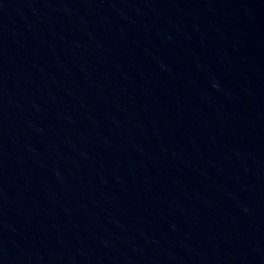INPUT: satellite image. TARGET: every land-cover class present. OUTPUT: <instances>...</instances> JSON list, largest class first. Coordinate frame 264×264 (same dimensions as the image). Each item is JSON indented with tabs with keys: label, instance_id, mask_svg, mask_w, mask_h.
<instances>
[{
	"label": "water",
	"instance_id": "95a60500",
	"mask_svg": "<svg viewBox=\"0 0 264 264\" xmlns=\"http://www.w3.org/2000/svg\"><path fill=\"white\" fill-rule=\"evenodd\" d=\"M0 264H264V0H0Z\"/></svg>",
	"mask_w": 264,
	"mask_h": 264
}]
</instances>
